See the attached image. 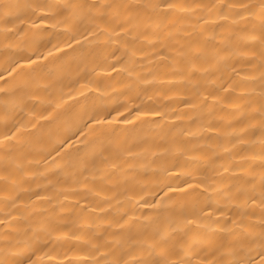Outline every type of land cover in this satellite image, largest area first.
I'll list each match as a JSON object with an SVG mask.
<instances>
[{"label": "bare ground", "instance_id": "1", "mask_svg": "<svg viewBox=\"0 0 264 264\" xmlns=\"http://www.w3.org/2000/svg\"><path fill=\"white\" fill-rule=\"evenodd\" d=\"M0 264H264V0H0Z\"/></svg>", "mask_w": 264, "mask_h": 264}]
</instances>
